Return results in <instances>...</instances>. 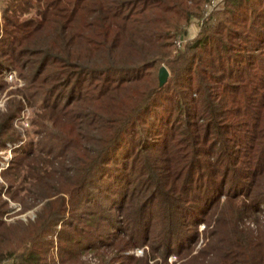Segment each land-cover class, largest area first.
Masks as SVG:
<instances>
[{
  "label": "trees",
  "instance_id": "trees-1",
  "mask_svg": "<svg viewBox=\"0 0 264 264\" xmlns=\"http://www.w3.org/2000/svg\"><path fill=\"white\" fill-rule=\"evenodd\" d=\"M206 1L9 0L0 25V71L14 68L25 85L20 99H7L0 112V149L21 141L12 125L25 102L39 105L32 123L40 139L12 151L1 175L13 200V189L32 181L29 191L45 201L33 222L6 224L0 185V264H46L53 235L65 262L78 263L99 240L107 243L92 238L102 215L86 213L84 204L100 190L112 193L115 210L129 213L137 193L151 188L148 176L159 183L152 168L141 174L140 158L152 152L169 185L156 197L160 256L179 257L183 250L189 256L207 210L226 192L208 244L183 264H264V233L254 236L238 223L264 202L257 183L264 175V0L223 1L216 23L200 21L187 39ZM161 67L169 75L163 85ZM170 147L182 155L171 158ZM143 207L139 198L131 212L138 237ZM184 214L193 231L183 230ZM74 221L95 229L85 234ZM146 258L123 257L157 264Z\"/></svg>",
  "mask_w": 264,
  "mask_h": 264
},
{
  "label": "rangeland",
  "instance_id": "rangeland-1",
  "mask_svg": "<svg viewBox=\"0 0 264 264\" xmlns=\"http://www.w3.org/2000/svg\"><path fill=\"white\" fill-rule=\"evenodd\" d=\"M8 2L9 0H0V25L2 24L4 15L3 13L5 7L8 5ZM218 10L219 8L216 10V12ZM200 21L201 20L197 21V19L191 20V24L187 27V39H192L196 36ZM1 84H5L4 88L2 90L0 89V112H3L8 102L7 99H20V94L18 93V91L22 90L25 83L24 81L20 80L18 73L14 68L7 67L3 68L0 71V85ZM38 111L39 105H28L25 102L22 110L16 115L14 121H16L17 127L14 126L13 122L12 129H14L21 137V141L19 142H23V144L17 150H21L24 148L27 149V147L31 144H34L35 146V144L39 141L40 136L36 134V127L32 123L33 114L37 113ZM171 154H173V157L171 158L174 159H177L178 156L182 155L180 151H176V148L173 147H170L168 150V156H171ZM13 158L14 154L12 152H8L5 145V148L0 149V168H5L8 162L10 165V162H12ZM182 161H184V159H182ZM183 163H181V165H183ZM69 164L70 162L68 161L67 165ZM140 165L141 168H152L151 171H155V174L159 175V183L155 184V179H150V177L148 176L151 172H147V170H144V168H142V178L148 176V182H152V186L151 188L147 187L146 191L142 190L137 193L132 203H130L132 207L129 213L117 209L115 210L114 206L110 205L111 199L109 196H112V193H109L107 195V192H105L104 194L100 190L95 193L96 199L93 197L90 200H87V202H85L84 204L86 213H99L103 217L99 219L97 223V234L95 235V237L92 236V238L95 239L99 235L107 243L101 242L99 240L94 251L85 250L84 252H82L78 263H73L70 261L65 262L62 261L59 257V249L63 244L59 243L56 238L57 235H53L49 238V243L51 244H49V249L46 253V264H129V262L127 263L123 259V257L129 256L133 258L147 257L146 259L152 260V263L157 264H183L190 258V256L194 255L199 250L203 249L206 244H208L210 240V230L213 227V224L215 222L214 220L219 218L220 213L224 212L223 209L226 192L218 197L217 201L215 202L216 204L212 205L209 210H207L203 220L206 222L202 223L197 228V240L192 246V252H190V255L186 256L187 252L186 250H183L179 257L173 254L167 255V260H165L160 256L159 252L162 251V225L160 222V215L158 213V206L156 204V197L158 196L159 192H161L160 190H169V185L166 182L167 178L165 177V172L163 174L157 170V168L160 166V161L158 158H156V154H154V152H152L150 156L147 153H143L140 158ZM172 167H174V164H172ZM107 168V171L109 173V171L112 170L111 166ZM206 172L209 171H204V173ZM0 176V185L4 186V191L1 194V198L3 201L7 202V206L9 208L7 213L3 215L2 221L6 224L20 222L24 225H26L29 221L33 222L36 219L38 209L40 208L39 206H41V204H43V202L45 201L43 199H40V197L38 198V195L41 194V192H38L37 196L35 194L33 195L32 192H30L33 191L31 189V184H33V182L27 181L24 186L13 189V192H15L16 195V200H13L8 194H5V191L7 189L6 182L3 179L1 172ZM140 178L141 176L135 177V180H138L137 186L139 185ZM215 178L219 179V176H216ZM197 179H199V181L200 179H202L199 172L197 174ZM203 179L206 180V177H204ZM195 181L196 180H194L193 182ZM257 183L260 188L264 189V175L259 178ZM170 184L173 186H177L176 183ZM225 189L226 187L224 188V191H226ZM177 193L178 190H175L171 192V195L176 196ZM139 198L143 200L144 205L143 215L141 216L144 223L143 237H138V231L132 221L133 215L131 213L138 207ZM244 200L245 201L243 202L249 203L250 199ZM125 203V205L127 206L128 201H125ZM229 212H233V209H231V211ZM105 215L108 216V221L104 218ZM111 216L115 217V221L118 220L115 222V225L111 224ZM187 217L188 216L184 214V216L181 218V220H183L184 222L183 230L188 232L193 231V227L188 226ZM64 220H66V218ZM238 220L240 229H247L251 231L254 236L259 235V233H264V202H261V204L258 205L257 210H252L244 213ZM107 223L110 225L109 228ZM73 225H77V228L79 229L82 228L85 234H88L93 229H95V227L85 225L84 222L78 223V221H74ZM58 230H60V226L58 227ZM73 232L74 236L80 235L79 230L76 233L75 231ZM8 262L9 261H5L3 262V264H9Z\"/></svg>",
  "mask_w": 264,
  "mask_h": 264
},
{
  "label": "built area",
  "instance_id": "built-area-1",
  "mask_svg": "<svg viewBox=\"0 0 264 264\" xmlns=\"http://www.w3.org/2000/svg\"><path fill=\"white\" fill-rule=\"evenodd\" d=\"M223 1H225V0H207L205 2V5H204L202 11H201V13H202L201 22L205 21V22H209L211 25H214V23H215L214 14H215L216 10L219 8V6L221 4H223L222 3ZM182 43H183V41L181 39H177L175 41V45H176L177 48H180ZM14 126L17 127L16 121H14ZM22 144H23V142L7 143L6 144V149L8 150V152H12L14 150L19 149V147ZM8 166H9V162L6 164L5 168H0V172L6 170V168Z\"/></svg>",
  "mask_w": 264,
  "mask_h": 264
},
{
  "label": "water",
  "instance_id": "water-1",
  "mask_svg": "<svg viewBox=\"0 0 264 264\" xmlns=\"http://www.w3.org/2000/svg\"><path fill=\"white\" fill-rule=\"evenodd\" d=\"M158 77L160 85H163L168 79V71L164 67H161L158 71Z\"/></svg>",
  "mask_w": 264,
  "mask_h": 264
}]
</instances>
